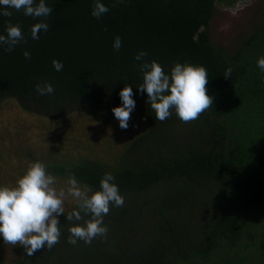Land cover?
<instances>
[{
	"label": "trees",
	"instance_id": "1",
	"mask_svg": "<svg viewBox=\"0 0 264 264\" xmlns=\"http://www.w3.org/2000/svg\"><path fill=\"white\" fill-rule=\"evenodd\" d=\"M102 2L110 10L100 19L90 15L94 0H47L53 7L47 18L14 9L11 17L0 15V34L6 35L10 20L20 24L26 41L12 51L0 47V103L13 98L24 111L48 119L85 107L94 120L107 122L123 85L142 83L134 56L145 50L144 59L157 60L165 71L175 62L205 66L212 104L188 121L195 134L178 150L157 143L142 159L122 158L111 169L90 162L46 165L55 176L74 173L93 189L112 172L125 198L104 217L106 238L70 244L77 257L66 264H264V72L256 64L264 56V20L230 50L213 43L209 24L217 3L233 7L236 0ZM39 19L50 27L33 40L31 26ZM116 35L118 51L112 47ZM53 59L63 61L62 70L53 68ZM228 67L231 76L225 77ZM44 82L54 93H37L35 85ZM135 99L146 103V94ZM145 111L147 128L124 155L179 119L173 112L157 120L148 104ZM212 191H219L212 208L203 207L202 197ZM192 201L200 217L182 213ZM141 219L148 221L145 230L129 240L117 237L121 227ZM60 221L68 228L73 223L63 216ZM0 264H29V255L12 263L0 257Z\"/></svg>",
	"mask_w": 264,
	"mask_h": 264
},
{
	"label": "clouds",
	"instance_id": "2",
	"mask_svg": "<svg viewBox=\"0 0 264 264\" xmlns=\"http://www.w3.org/2000/svg\"><path fill=\"white\" fill-rule=\"evenodd\" d=\"M11 9L22 10L25 16L34 19L47 18L53 13V7L48 5L47 0H0V15L11 17ZM109 10L102 0H94L90 15L100 19ZM5 23L6 35L0 34V47L12 51L16 45L26 41L20 24H13L10 20ZM49 27L46 19L37 20L31 26V38L38 40ZM121 46V37L116 35L112 47L118 51ZM147 55L145 50H140L134 56V60L140 62L138 67L142 83L136 86L124 84L118 92L120 103L111 108L120 128L129 127L131 114L137 106L135 96L146 94V104L160 121L173 112L183 122L195 120L212 104V97L205 87L208 82L205 66L175 62L169 71H165L157 60H145ZM23 56L29 59L31 53L25 50ZM256 64L264 72V56L258 57ZM52 66L60 71L63 61L53 59ZM231 72V67L226 68L224 76H231ZM35 89L40 95L55 91L49 82L38 83ZM115 181L112 172H105L99 181V188L93 189L71 173L66 189L62 187L58 190L56 177L47 170L46 164L32 161L13 186L0 184V238L13 245L19 244L29 256L42 248L52 249L61 238V216L66 221H73L68 228L70 244L75 245L78 241L91 244L96 237L106 238L109 227L104 223V217L110 207L123 206L125 199ZM69 196L75 199L76 207L65 216L64 205Z\"/></svg>",
	"mask_w": 264,
	"mask_h": 264
},
{
	"label": "rangeland",
	"instance_id": "3",
	"mask_svg": "<svg viewBox=\"0 0 264 264\" xmlns=\"http://www.w3.org/2000/svg\"><path fill=\"white\" fill-rule=\"evenodd\" d=\"M262 4L263 0H236L233 7L217 3L209 24L213 43L234 49L241 40L246 39L255 24L264 20ZM145 108V101L139 102L131 114L129 127L122 129L115 118L104 123L94 120L85 107L61 119H48L24 111L13 98L5 99L0 103V184L13 186L32 161L39 160L46 165L90 162L111 169L121 166L122 158L127 161L142 159L157 143L166 150H178L186 146L195 134L190 122L173 118L163 133L155 134L124 155L147 128ZM55 177L57 189H66L67 177ZM218 192L204 194L201 199L203 207L212 208L210 200L216 199ZM197 204L195 201L188 202L183 206L182 213L200 217V210L196 211ZM75 205V199L67 197L65 213ZM144 216L145 213H142ZM147 226L146 219L126 224L120 228L122 236L117 237L129 240L135 231L141 233ZM67 229V225L61 227V238L52 249L42 248L29 256V264H66L76 260L77 254L73 253L72 245L68 243L70 233ZM26 255L19 244L13 245L0 238L3 262L12 263L26 258Z\"/></svg>",
	"mask_w": 264,
	"mask_h": 264
}]
</instances>
